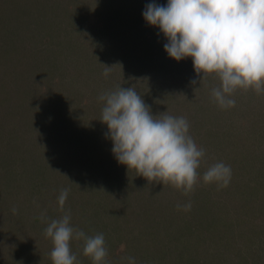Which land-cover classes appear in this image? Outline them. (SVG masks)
I'll return each mask as SVG.
<instances>
[{
	"label": "rangeland",
	"instance_id": "374dc122",
	"mask_svg": "<svg viewBox=\"0 0 264 264\" xmlns=\"http://www.w3.org/2000/svg\"><path fill=\"white\" fill-rule=\"evenodd\" d=\"M151 2L0 0V264H53L45 228L68 211L73 227L104 235L106 264H264V90L238 89L220 108L215 75L199 83L192 59L169 58L145 22ZM118 86L153 115L186 118L205 150L190 194L117 161L99 97ZM217 162L231 167L226 187L203 182ZM83 246L70 242L76 264H92Z\"/></svg>",
	"mask_w": 264,
	"mask_h": 264
},
{
	"label": "clouds",
	"instance_id": "9594fccd",
	"mask_svg": "<svg viewBox=\"0 0 264 264\" xmlns=\"http://www.w3.org/2000/svg\"><path fill=\"white\" fill-rule=\"evenodd\" d=\"M142 15L165 37L164 51L169 58L177 62L192 59L197 76L202 74L199 83L215 75L220 84L212 89V97L220 108L235 106L232 96L238 89L257 93L264 90V0H167L166 5L153 0ZM104 67L107 76L112 67ZM197 83L196 79L191 81L193 86ZM99 100L104 102L100 121L107 126L106 137L120 164L134 169L149 184H169L184 195L194 190L205 150L190 136L186 118L167 112L153 115L132 87L118 86ZM231 177V167L217 162L207 168L202 179L205 184L226 187ZM69 191L61 189L57 198L62 212ZM177 208L190 211L191 202L178 204ZM12 212L15 214L17 209L12 208ZM70 221V211L64 212L45 228L53 244V264H76L77 257L70 247L73 239L84 241L83 254L92 264H106L104 235L88 236ZM126 259L128 264H135L134 257Z\"/></svg>",
	"mask_w": 264,
	"mask_h": 264
},
{
	"label": "trees",
	"instance_id": "16d2710c",
	"mask_svg": "<svg viewBox=\"0 0 264 264\" xmlns=\"http://www.w3.org/2000/svg\"><path fill=\"white\" fill-rule=\"evenodd\" d=\"M89 200H91L90 198H89ZM97 201H95V200H91V203H93V204H95ZM97 204V203H96ZM92 208V207H91ZM91 208H86V206L84 207V206H82V203H80V204H77L76 205V208L75 209H78V211L77 212H79L80 213V211L82 210V211H87V212H89L90 213V210H91ZM28 232V231H27ZM29 232H36V236H41V234L40 233H44V230H43V228H38V227H34V228H31V229H29Z\"/></svg>",
	"mask_w": 264,
	"mask_h": 264
}]
</instances>
